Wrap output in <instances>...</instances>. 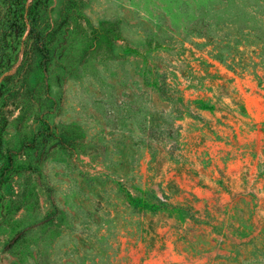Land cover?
<instances>
[{"label": "rangeland", "instance_id": "374dc122", "mask_svg": "<svg viewBox=\"0 0 264 264\" xmlns=\"http://www.w3.org/2000/svg\"><path fill=\"white\" fill-rule=\"evenodd\" d=\"M14 2L0 264H264V0Z\"/></svg>", "mask_w": 264, "mask_h": 264}, {"label": "trees", "instance_id": "16d2710c", "mask_svg": "<svg viewBox=\"0 0 264 264\" xmlns=\"http://www.w3.org/2000/svg\"><path fill=\"white\" fill-rule=\"evenodd\" d=\"M12 14H9L6 22H8L6 32H12L16 36H22L27 33L28 39L33 41V45L38 54L43 58L44 63L49 59L45 38L40 34L37 27V16L35 13V7L26 5V0H15L14 4L10 5ZM11 33V34H12ZM6 34V33H4ZM44 67V64L42 63ZM33 144V143H32ZM33 145H28L31 149ZM12 156L8 157L11 163ZM126 199L131 207L138 210H146L152 213L165 209V205H150L144 202L142 199L133 197L130 193L125 192Z\"/></svg>", "mask_w": 264, "mask_h": 264}]
</instances>
